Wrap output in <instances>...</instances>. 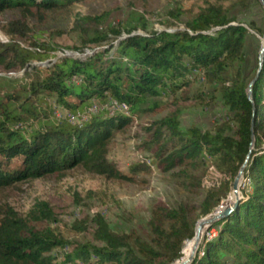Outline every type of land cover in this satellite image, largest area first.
<instances>
[{
    "label": "trees",
    "instance_id": "1",
    "mask_svg": "<svg viewBox=\"0 0 264 264\" xmlns=\"http://www.w3.org/2000/svg\"><path fill=\"white\" fill-rule=\"evenodd\" d=\"M85 1L0 0V14L19 10L25 20L46 21L50 12ZM230 1L206 0L187 32L151 31L147 18L139 14L127 25L107 29L102 27L106 15L82 18L84 24L78 26L84 48L104 46L113 41L111 36L118 41L117 46L112 44L104 51L55 50L37 39L28 49L18 42L29 38L31 32L25 20L0 23L9 37L6 42L0 40V67L24 71L23 79L34 71L27 83L18 78L0 85V188L55 174L64 176L78 168L108 181L133 183L152 174L154 167L161 174H169L189 195H198L211 164L229 177L220 187L207 191L200 203L187 200L175 208L156 204L146 237L137 230L115 231L102 214H96L72 226L76 232L92 231L91 241L79 243L50 226L56 214L47 201H37L26 214L8 203L0 204V264L183 261L185 242L195 237L198 219L211 214L228 197L230 181L244 164L252 143L254 111L247 94L250 81L243 72L248 31L234 24L235 18L223 4ZM248 1L238 0L243 5ZM252 26L260 31L255 23ZM138 30L144 35L134 34ZM125 32L127 37L120 39ZM115 47L116 56L111 54ZM34 61L45 66H33ZM196 71L201 74L187 79ZM74 77L83 82L71 83ZM202 83L214 89L211 100L219 94L232 117L210 131L198 126L184 129L179 110L147 123L136 136L139 150L151 163L137 161L127 173L122 172L109 156L115 134L125 131L139 116L157 114L169 104L152 99L176 96L182 89ZM253 93L257 150L253 149L244 173L251 180L252 191L227 219L211 226L218 228L217 236L202 244L193 264H264V65ZM49 97L70 110L72 118L50 121L46 113ZM92 99L101 103L113 100L114 105L127 106L129 112L111 115L103 111L90 116V104L84 123L71 124L75 113ZM43 117L47 121L41 123ZM34 123L40 126L34 129ZM29 124L30 130L26 128ZM60 257L63 260L58 263Z\"/></svg>",
    "mask_w": 264,
    "mask_h": 264
},
{
    "label": "rangeland",
    "instance_id": "2",
    "mask_svg": "<svg viewBox=\"0 0 264 264\" xmlns=\"http://www.w3.org/2000/svg\"><path fill=\"white\" fill-rule=\"evenodd\" d=\"M205 1L87 0L56 12H50L46 21L36 18L25 20L19 10H8L0 14V23L17 19L25 20L29 24L31 32L29 38L19 39L18 42L28 49H32L31 45L37 39L39 42L51 44L55 50L65 48L81 52V50L97 48L104 51L111 49L112 44L117 46L118 41H114L113 36H111L113 41L104 46L84 48V38L78 26V24H84L81 21L82 18L106 15L102 27L107 29L109 27L127 25L135 17V14H139L147 18L149 30L151 31L171 30L173 32H187L188 24L199 13L200 9L205 7ZM223 4L228 9L230 16L235 18L234 24H241L248 31L246 34V61L243 65V72L245 78L251 82L256 75L259 51L264 41V8L258 0H249L245 5L240 4L238 0ZM178 13H181L180 17L175 16ZM254 23L260 31L253 28L252 24ZM134 34L144 35V32L138 30ZM127 35L128 33L125 32L120 39L126 38ZM0 40L3 42L9 40V37L1 29ZM116 48L111 51V54L115 56L117 55ZM41 63L34 61L33 66H45ZM200 74L197 71L193 72L187 79L194 80L195 76ZM23 75L24 71L22 70L6 71L0 67V85L18 78L22 81L21 83H27L33 79L34 71L29 73L26 77L27 79H23ZM184 89L179 91L176 96L152 99V101H164L169 104L157 114L139 116L125 131L115 134L110 145L109 156L118 164L122 172L127 173L130 165L137 161L151 163L150 160L145 158L147 155L139 150V140L136 136L140 128L145 124L161 119L170 112L179 110L181 112V124L184 129L198 126L203 130L210 131L217 124L232 117L218 93L214 94V100L210 99L214 91L212 87L205 86L202 83L196 84L189 89ZM47 101L48 107L46 109L48 111L46 113L49 114L50 121L65 120L67 116L72 118L68 114L72 112L57 104L54 97L47 98ZM93 101L100 106L105 104L98 99H92L83 110L90 106ZM112 103H114L113 100ZM41 121L43 123L47 119L43 117ZM33 126L36 129L40 126V123H34ZM26 128L30 130V124ZM262 147H264V140ZM253 148L257 150L256 147L253 146ZM153 170L152 174L140 176L136 182L130 183L108 181L105 178L87 174L81 168H78L65 172L64 176L55 174L44 179L0 188V204L8 203L19 213L26 214L37 201H47L54 208L56 214V220L50 223V226L67 239L79 243L91 241L92 231L80 233L74 231L72 226L96 214H102L115 231L128 232L137 230V232L146 237L149 233L148 223L151 218L152 208L156 204L163 203L166 206L175 208L181 202L187 200L192 203H200L203 201L207 191L212 188H218L225 181H229V177L220 173L211 164L209 168H206V174L199 194L189 195L173 183V180L169 178V174H161L154 167ZM234 180L235 178L230 181L231 191L228 197L223 199L221 204L211 214H215L221 208L224 209L229 205L225 206V202H228L233 195ZM251 185L250 178L244 175L240 182L241 201L252 191ZM209 215L198 219L196 228L199 222L209 217ZM217 233L218 228L205 230L199 248L204 242L214 239ZM194 238L185 242V249H183L182 254L183 261H177L179 264L191 256L195 242ZM62 260L63 258L60 257L57 262L60 263Z\"/></svg>",
    "mask_w": 264,
    "mask_h": 264
},
{
    "label": "water",
    "instance_id": "3",
    "mask_svg": "<svg viewBox=\"0 0 264 264\" xmlns=\"http://www.w3.org/2000/svg\"><path fill=\"white\" fill-rule=\"evenodd\" d=\"M258 1H259L260 5L264 8V0H258ZM263 65H264V41H263L262 46H261L260 51H259L257 73H256L255 77L253 78V80L249 83L248 89H247L248 98H249L250 102L253 104V111H254L253 121H252V143L250 145L249 154H248L244 164L240 168L238 174L236 175L234 183H233V194H234L233 199H235V198L236 199L230 205L226 206L221 211H218L217 214L216 213L211 214V215H209V217H207L206 219H204L201 222V224L196 228V237L198 239H199V235H200V230L203 227H206V231H208L212 225L227 219L240 206V203L242 200V194L240 192V182L244 176L245 169H246V167L249 163V160L251 158V154H252L253 149H254L253 146L255 143L254 125H255V121H256L257 110H256V106H255V101H254L253 90H254V86H255L256 82L258 81V79L260 77L261 71L263 69ZM198 241L200 242V240H198ZM199 242L195 246V249H194L195 253H197L199 250V245H200ZM195 255H193V257L191 258V263L194 261Z\"/></svg>",
    "mask_w": 264,
    "mask_h": 264
},
{
    "label": "bare ground",
    "instance_id": "4",
    "mask_svg": "<svg viewBox=\"0 0 264 264\" xmlns=\"http://www.w3.org/2000/svg\"><path fill=\"white\" fill-rule=\"evenodd\" d=\"M76 79H79V80H80L79 77H74V78H72L71 83H74V84H75V83H76ZM109 101H111V100H109ZM112 105H114V103H112ZM106 112H109L111 115H115V114H117L118 112L128 113V112H129V108H128L127 106H124V107H114L113 109H111V110H109V111H106ZM88 113H89L90 116H91V115H96V114H98V108H97V106L91 104V108H90V110H89ZM85 120H86V118H81V121L79 122V124L84 123ZM15 128H16V127H15ZM233 195H234V194H233ZM233 195H232V198H231V200H230V204H231L232 202H234V200L236 199V198L233 199ZM230 204H229V205H230ZM217 213H218V212H216V214H217ZM201 222H202V221H201ZM201 222H199L198 226L201 224ZM198 226H197V227H198ZM205 230H206V227H203V228L200 230L199 239H198L197 237L194 238V239H195V242H194V245H193V248H192L191 256L189 257V259H187L186 261H184V262L181 263V264H191V258L193 257V255L196 254L195 251H194L195 246H196V244L199 242L198 240H200V242H201V239H202V236H203ZM200 242H199V244H200Z\"/></svg>",
    "mask_w": 264,
    "mask_h": 264
},
{
    "label": "built area",
    "instance_id": "5",
    "mask_svg": "<svg viewBox=\"0 0 264 264\" xmlns=\"http://www.w3.org/2000/svg\"><path fill=\"white\" fill-rule=\"evenodd\" d=\"M215 30H216V28H215ZM82 82H83V80L76 79V84H80ZM92 105L97 106L98 112L109 111V110L113 109L114 107H124V106L112 105V101H108L107 103L103 104L102 106H100L95 101H93ZM81 118H88L87 109L76 112L75 117L72 119L71 124L79 126V122L81 121ZM15 127L20 128V125H16Z\"/></svg>",
    "mask_w": 264,
    "mask_h": 264
}]
</instances>
